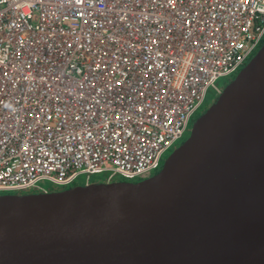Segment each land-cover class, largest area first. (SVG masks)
<instances>
[{
  "label": "built area",
  "instance_id": "obj_1",
  "mask_svg": "<svg viewBox=\"0 0 264 264\" xmlns=\"http://www.w3.org/2000/svg\"><path fill=\"white\" fill-rule=\"evenodd\" d=\"M264 44V0H0V195L158 173Z\"/></svg>",
  "mask_w": 264,
  "mask_h": 264
},
{
  "label": "water",
  "instance_id": "obj_2",
  "mask_svg": "<svg viewBox=\"0 0 264 264\" xmlns=\"http://www.w3.org/2000/svg\"><path fill=\"white\" fill-rule=\"evenodd\" d=\"M0 264H264V44L154 176L0 195Z\"/></svg>",
  "mask_w": 264,
  "mask_h": 264
},
{
  "label": "rangeland",
  "instance_id": "obj_3",
  "mask_svg": "<svg viewBox=\"0 0 264 264\" xmlns=\"http://www.w3.org/2000/svg\"><path fill=\"white\" fill-rule=\"evenodd\" d=\"M229 82H230L229 79L222 78V79H220V80L218 81V85H219V87H221L222 89H224L225 86H226ZM217 99H218V97H216V96L210 94V95L208 96V99H207V102H206L205 106H204V107L202 108V110L197 114V117H198L199 115H201L202 113H204L206 110H208V108L211 107V106L217 101ZM200 113H201V114H200ZM189 135H190V134H189ZM189 135H187L186 138H188ZM170 154H171V153H169V154L166 156V158H168V157L170 156Z\"/></svg>",
  "mask_w": 264,
  "mask_h": 264
},
{
  "label": "bare ground",
  "instance_id": "obj_4",
  "mask_svg": "<svg viewBox=\"0 0 264 264\" xmlns=\"http://www.w3.org/2000/svg\"><path fill=\"white\" fill-rule=\"evenodd\" d=\"M105 184H108V183H105ZM89 185H91V184H89Z\"/></svg>",
  "mask_w": 264,
  "mask_h": 264
},
{
  "label": "flooded vegetation",
  "instance_id": "obj_5",
  "mask_svg": "<svg viewBox=\"0 0 264 264\" xmlns=\"http://www.w3.org/2000/svg\"><path fill=\"white\" fill-rule=\"evenodd\" d=\"M201 114V113H200Z\"/></svg>",
  "mask_w": 264,
  "mask_h": 264
}]
</instances>
